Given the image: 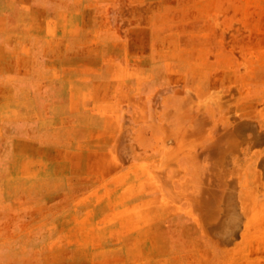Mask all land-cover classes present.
Here are the masks:
<instances>
[{"label":"rangeland","instance_id":"obj_1","mask_svg":"<svg viewBox=\"0 0 264 264\" xmlns=\"http://www.w3.org/2000/svg\"><path fill=\"white\" fill-rule=\"evenodd\" d=\"M0 264H264V0H0Z\"/></svg>","mask_w":264,"mask_h":264}]
</instances>
